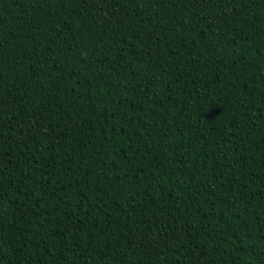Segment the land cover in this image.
<instances>
[{"label":"trees","instance_id":"1","mask_svg":"<svg viewBox=\"0 0 264 264\" xmlns=\"http://www.w3.org/2000/svg\"><path fill=\"white\" fill-rule=\"evenodd\" d=\"M0 264H264V0H0Z\"/></svg>","mask_w":264,"mask_h":264}]
</instances>
